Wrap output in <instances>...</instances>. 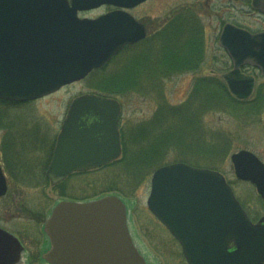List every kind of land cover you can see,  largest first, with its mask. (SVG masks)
I'll use <instances>...</instances> for the list:
<instances>
[{
	"label": "water",
	"instance_id": "obj_1",
	"mask_svg": "<svg viewBox=\"0 0 264 264\" xmlns=\"http://www.w3.org/2000/svg\"><path fill=\"white\" fill-rule=\"evenodd\" d=\"M147 0H0V98L27 102L85 79L127 45L146 36L127 10ZM264 14V0H253ZM119 8L96 19L80 11ZM220 45L234 68L224 75L239 100L252 96L264 75V32L224 26ZM118 100L96 94L74 99L58 135L46 176L57 185L75 172L105 165L122 154ZM237 179L252 183L264 199V163L249 150L232 154ZM8 183L0 165V197ZM148 206L182 243L189 264H264V218L253 224L223 174L174 163L152 177ZM44 231L49 264H147L128 225L126 203L116 195L87 202L62 201ZM231 243L236 249L230 251ZM24 247L0 227V264H18Z\"/></svg>",
	"mask_w": 264,
	"mask_h": 264
},
{
	"label": "rangeland",
	"instance_id": "obj_2",
	"mask_svg": "<svg viewBox=\"0 0 264 264\" xmlns=\"http://www.w3.org/2000/svg\"><path fill=\"white\" fill-rule=\"evenodd\" d=\"M246 3L245 1L243 17L245 26L257 31L264 24V16L255 10L252 2L249 5ZM198 4H201V8H198L197 12L201 15L208 37L206 56L202 55L203 68L196 73L188 70L159 80H148L140 92L116 97L122 106L121 128L124 147L127 145L134 153L149 147L145 141L148 130L139 128L151 122L160 103L165 102L173 106L188 100L196 82H199L196 79L198 77L216 76L223 82L222 76L232 69V64L218 39L223 24L231 21L230 18L236 17L239 20L238 11H233L232 15L228 6H241V3L233 4L232 0H149L132 12L142 22L160 26L169 14L183 6ZM206 6H217V10L207 9ZM110 10V7L103 6L81 12L80 16L96 18ZM127 49L105 69L114 71L119 63L118 59L125 58L129 51L132 52ZM250 74L257 78L258 86L250 99L255 101L264 94V76L257 71H251ZM95 79L96 76H89L42 99L7 107V121L11 123L9 126L12 125L15 129L9 127L10 130H0V161L5 164L3 146L7 141L17 154H24L23 159L35 162L26 168L27 175L17 173L18 165H11L9 171L4 166L9 180V192L0 198V226L21 236L25 243L27 239L32 241V246L25 245L28 248H39L40 254H44L50 244L43 232L46 218H42L41 213L47 216L63 199L88 201L115 194L128 204L130 231L148 264H187L175 238L147 205L153 171L159 166L143 178L130 196L126 193H106L94 197L91 183L102 182L107 176L101 175L102 172L72 176L57 187H53L46 177V170L69 106L75 98L94 91L92 87ZM192 105L194 110L195 100ZM243 107L245 108H236L235 114L230 110H207L202 118L197 119L194 116L182 118V115L177 114L175 117L171 114V123H167L163 133L157 138L159 143L176 142L180 146V141L182 142V150L174 147L165 150L162 166L187 160L190 165L220 171L232 185L236 196L245 202V208L260 217L264 215V201L254 185L236 178L231 155L246 149L257 154L264 162V108L260 113L250 115L248 105ZM225 139L230 141V145H226ZM228 146L230 149L227 151ZM10 155L11 152L7 154ZM110 168L108 170L113 171L110 175L113 173L114 176V172L119 171L115 165ZM32 172L33 177L30 176ZM34 253L31 261L27 262L24 258L23 264H47L40 257L36 259Z\"/></svg>",
	"mask_w": 264,
	"mask_h": 264
},
{
	"label": "trees",
	"instance_id": "obj_3",
	"mask_svg": "<svg viewBox=\"0 0 264 264\" xmlns=\"http://www.w3.org/2000/svg\"><path fill=\"white\" fill-rule=\"evenodd\" d=\"M176 18H178V16H176ZM173 26L174 27H172L171 32L172 37H170V40H164L165 42L176 41L181 46L184 40L183 38L185 36L184 32L180 30V22L177 21L173 23ZM181 31L183 32V34ZM203 31L204 26H202L201 24L202 39H200V44L202 50H204ZM187 42L188 38L186 39V43ZM180 46H170L168 48H165L163 50L164 52L162 50H159V55H157L156 57H154L155 59H153L154 64L150 62L149 58L146 60L140 58V61H142L144 66L140 64L138 69H136L135 67L134 59L131 54L132 52L129 51L125 58H120V60L118 59L119 63L114 71L109 72L107 69H105V67L101 70H96L91 74L90 78L96 76V79L93 82L94 87H92V89L94 90L93 92L107 97L116 98L120 95H129L131 93L140 92L141 87L144 86L143 84H145V82H147L148 80L155 81L159 80L160 78L173 76V73L187 72L188 69L178 71L181 68H178V63H182L183 61L188 60L187 58L181 57L180 54H185V52L183 49L184 47ZM127 50L132 49L129 47ZM165 53H169V58H165L166 55H162L161 59H156L161 54ZM118 57H116L114 60H116ZM202 58L203 57H201V61ZM155 62H157L159 65H155ZM172 63L176 69H171L169 72H164L168 70L167 68ZM151 65H154V67L150 68ZM158 70L161 72H159ZM198 81L199 82H196V86L193 89L191 97L185 103L178 106H169L165 102L159 104L158 110L156 111L155 116L151 120V122H149L148 125L145 124L139 128L140 130H142L143 128H146L148 130L149 134L148 137L145 138V141L150 148H143L141 150H137L136 153H134L126 145L124 147L123 157L115 164L116 168L119 169L118 172H114V174L116 175L113 176V173L112 175H110V173L113 172L112 170H108V168L111 169L110 167L75 174V176L90 175L99 172H102L101 175L107 174V176L104 177L105 179H102V182L99 181L96 183H91V190L94 194V197L106 193H126L128 194V196H130L144 177L149 175L154 168L162 166V163L164 162L163 155L168 149L174 147L182 150L181 141L179 146V144L176 142L159 143V139L157 138L158 136H161L167 123H169L171 114L175 117L177 116V114L182 115V118H190L191 116H194V118L197 119L202 118L207 110L215 112L217 110H230L232 114H235L237 113L236 108H245L243 106L247 104L249 114L255 115L256 113H260L264 108V94L263 96H259L258 100L248 101L245 103L237 101L230 94L227 86L220 80H215L214 78L209 77L202 78ZM194 100L195 106L194 110H192V101ZM15 104L17 103L0 99V130L9 129V127L12 130L15 129V127L13 128L12 125L9 126V124L11 123L7 121V107L9 105ZM225 143L226 145H230V141L227 139H225ZM229 149L230 148L228 146L227 151ZM3 151L5 154L6 168L8 170H10L11 165H18L17 173L21 174L23 171H28L26 168L33 165L32 162H28L26 159H23V155L21 154V152L17 154V152L13 150V148L7 141L4 143ZM10 152L12 153V155L7 156V154Z\"/></svg>",
	"mask_w": 264,
	"mask_h": 264
},
{
	"label": "flooded vegetation",
	"instance_id": "obj_4",
	"mask_svg": "<svg viewBox=\"0 0 264 264\" xmlns=\"http://www.w3.org/2000/svg\"><path fill=\"white\" fill-rule=\"evenodd\" d=\"M232 1H233V4L235 2H240L241 3V6H228V9H231V11H232V13H231L232 15H234L233 11H236V13L238 11L239 20H237L236 17L235 18H230L231 21H229L227 23L235 25L236 27L244 29V30L246 29V30L251 31L253 33H260V32L264 31V24H262L261 25V29H259L257 31H253L252 27H250V26H245V21L243 19L244 12H245V1L247 2L246 4L249 5V4H251V0H232ZM147 2H145V3H147ZM145 3L140 4V5L136 6L135 8H133L131 10L132 16H134V18L137 21H139L141 24L144 25L145 32H146V36L142 40H140V41L136 42L135 44L131 45L132 56H133V59H134V63H135L136 69H138L140 64L142 66H144L142 61H140V58H142L144 60L149 58L150 62H152V64H154L153 63V59H155L154 57L159 55V50L163 51L165 48H168V47L174 46V45L175 46H180V44L178 42H176V41H174V42H169V41L165 42V40H164V39L170 40V37H172V34H171L172 27H174L173 23H175L177 21L180 22V25H181V29L180 30H182L184 32V36H185L183 38L184 40H183V42H182V44L180 46V47H184L183 49H184L185 54L182 53L180 55H181V57L188 59L187 61H183L182 63H178V68L181 67L178 71H183V70L188 69L189 72H193V73L195 72L196 73L197 71L200 70V68H203V62L201 61V57H202V55L206 56V52H207L206 51L207 50L206 49V45H207V42H208V37L206 35L207 34L206 27L204 26V31H203L204 32V34H203L204 35L203 36V38H204V50H202L201 49V44H200V39H202L201 38V24H202V21H201V17H200L201 15L197 12V9L201 8V6H200L201 4L194 5V6H189V7L183 6L182 8L177 10L176 12H173L171 15L169 14L166 17V19L161 22V24L159 26V25L150 24L148 22H142L135 14L132 13L133 11L137 10L138 8H140ZM206 8L207 9H212V10H214V9L217 10V6H206ZM114 9L115 8L111 7V10H114ZM176 16H178V18H176ZM227 23L223 24L222 30H223L224 26ZM183 32H182V34H183ZM221 33H222V31H221ZM221 33L219 35V39L218 40H220ZM187 38H188V42L187 43H189V44L186 43V39ZM224 51H225L226 55L228 56V58H229V60H230V62L232 64L231 65L232 69H233V63H232L227 51L226 50H224ZM162 55H166L165 58H169V53H165V54H162ZM163 58H164V56H163ZM156 59H161V55L159 57H157ZM155 65H159V64L157 62H155ZM153 67H154V65L150 66V68H153ZM167 69L168 70H166L164 72H169L171 69H176V68L174 67V65L172 63V64H170V66ZM230 70H228L227 72H229ZM251 71H257V70L255 68L248 67V66H243L242 67V73L243 74H250ZM159 72H161V71H159ZM201 78L202 77H198L196 79L200 80ZM212 78H214L215 80L220 79V78H217L216 76H213ZM223 83L227 85V83L225 81ZM256 86H258L257 85V81H256ZM243 102L246 103L247 101L244 100ZM115 163H116V161L110 163L108 166H112ZM26 172L27 171H23L21 174H26L27 175ZM30 176H32V177L34 176L33 172H32V174ZM57 186H59V185H57ZM57 186H54V187H57ZM241 205H242L243 209L246 210L247 214L249 215V217L251 218L253 223L257 224V223L261 222V219L264 217V215L258 217L256 215H254L253 213L249 212L245 208V202L244 201H241ZM40 215L42 216V218H46V219L49 216V214L47 216H45L44 213H41ZM164 227L168 230V228L166 226H164ZM168 232H169V230H168ZM12 233H14V232H12ZM17 236L19 237V239L21 240V242L23 243V245L25 247L24 257L27 260V262L31 261V256L33 255L34 252H36V253H34L36 259L39 258V257L43 258V254H40V252H39L40 249L39 248H35V247L28 248L26 246L27 244L32 246V243H33L32 241L27 239L26 243H25L24 239H22L21 236H19V235H17ZM177 243H178V245H179V247H180V249H181V251L183 253V246L179 243V241H177ZM234 249H235V245H231L230 250H234ZM183 256H184V254H183ZM185 261H186V259H185ZM186 263H187V261H186Z\"/></svg>",
	"mask_w": 264,
	"mask_h": 264
}]
</instances>
